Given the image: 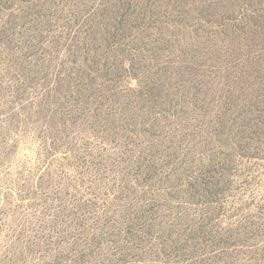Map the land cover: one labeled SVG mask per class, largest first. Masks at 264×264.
<instances>
[{
	"label": "rangeland",
	"instance_id": "obj_1",
	"mask_svg": "<svg viewBox=\"0 0 264 264\" xmlns=\"http://www.w3.org/2000/svg\"><path fill=\"white\" fill-rule=\"evenodd\" d=\"M0 264H264V0H0Z\"/></svg>",
	"mask_w": 264,
	"mask_h": 264
}]
</instances>
